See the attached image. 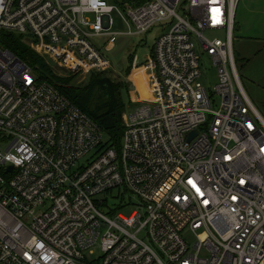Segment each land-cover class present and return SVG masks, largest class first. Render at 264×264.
<instances>
[{
  "label": "built area",
  "instance_id": "built-area-1",
  "mask_svg": "<svg viewBox=\"0 0 264 264\" xmlns=\"http://www.w3.org/2000/svg\"><path fill=\"white\" fill-rule=\"evenodd\" d=\"M122 2L0 0V264H264V119L235 59L239 0ZM115 11L127 32L114 31ZM158 26L142 66L150 100L125 115L120 150L2 45L30 35L70 73H101L118 37ZM197 45L216 68L213 92Z\"/></svg>",
  "mask_w": 264,
  "mask_h": 264
},
{
  "label": "rangeland",
  "instance_id": "rangeland-1",
  "mask_svg": "<svg viewBox=\"0 0 264 264\" xmlns=\"http://www.w3.org/2000/svg\"><path fill=\"white\" fill-rule=\"evenodd\" d=\"M122 1L123 0H111V4L122 9ZM117 12L118 11H115L112 14L115 21L114 31L127 32L128 28ZM235 24L234 51L238 57H236V60L242 86L253 105L264 119V44L262 43L264 42V0H239L236 8ZM161 33L162 28L158 26L149 33L141 36H120L114 48L109 53H106L113 68L104 71V73H108L109 77L114 81L126 83L127 85L126 87L121 88L120 86L116 89L111 86L105 87V92L108 97H114L116 102L121 104L120 107L121 110H124V117L125 115L130 117L142 103L150 100L151 84L148 73L142 66L149 61L156 40ZM206 36L212 39L223 37L222 33L218 32H208ZM93 42L98 46H103L108 43V39H97ZM8 43L15 46L18 51H24L29 48L33 50L31 46L36 45L37 41L30 35L26 36L9 33L8 38L2 41V45L6 47ZM197 51L200 68L203 73L201 83L208 91L213 92L218 82L216 68L212 59L207 54L201 52L198 45ZM44 56L46 60H52L47 55ZM244 59L248 60L245 61ZM51 62L54 72L57 75L78 77L75 82L77 85H84L95 73L79 72L74 75L66 68L64 69L61 67L59 63ZM133 74L134 76L130 77ZM135 77H138V79ZM140 78H143V81L139 82ZM102 96L104 98L106 97L105 94H102ZM214 96L212 97L214 99L213 109H217L216 106L219 104L220 99ZM125 203H128V199ZM120 205L121 199H110L109 207L111 209H117ZM133 208L134 207L129 206L123 208L121 212L129 215ZM183 235L190 245L196 243V239L190 230L185 231ZM95 252L96 254L93 258L100 259L102 253L99 246L95 248Z\"/></svg>",
  "mask_w": 264,
  "mask_h": 264
},
{
  "label": "trees",
  "instance_id": "trees-1",
  "mask_svg": "<svg viewBox=\"0 0 264 264\" xmlns=\"http://www.w3.org/2000/svg\"><path fill=\"white\" fill-rule=\"evenodd\" d=\"M138 1V4H144L150 0ZM6 48L29 66L35 68L43 82H48L55 86L62 95L94 120L106 135V148L114 147L120 150L125 131L124 110H121V104L116 102L114 97H108L105 87L111 86L116 89L121 86L122 88L127 86L126 83L116 82L109 77L108 73L103 72L94 73L87 83L77 85L75 82L78 77L57 75L51 63L34 50L29 48L24 51H18L10 43L6 45ZM102 94H105L106 97L104 98Z\"/></svg>",
  "mask_w": 264,
  "mask_h": 264
},
{
  "label": "crops",
  "instance_id": "crops-1",
  "mask_svg": "<svg viewBox=\"0 0 264 264\" xmlns=\"http://www.w3.org/2000/svg\"><path fill=\"white\" fill-rule=\"evenodd\" d=\"M235 27H236V24H235ZM235 40V39H234ZM263 44H264V42H262ZM155 47V46H154ZM262 48H263V45H262ZM153 53H154V48H153V51H152V54H151V57H152V55H153ZM235 55H236V53H235ZM257 55V54H256ZM237 57V56H236ZM238 58V57H237ZM236 59V58H235ZM252 59V58H251ZM245 61L246 60H248V59H244ZM133 72H135V71H133ZM132 76H134V74L133 75H131L130 77H132ZM136 79H138V77H135ZM141 81H143V78H140V81L139 82H141Z\"/></svg>",
  "mask_w": 264,
  "mask_h": 264
},
{
  "label": "water",
  "instance_id": "water-1",
  "mask_svg": "<svg viewBox=\"0 0 264 264\" xmlns=\"http://www.w3.org/2000/svg\"><path fill=\"white\" fill-rule=\"evenodd\" d=\"M194 134H195V133H194ZM195 135H196V134H195ZM195 135H194V136H195ZM11 170H12V169H11Z\"/></svg>",
  "mask_w": 264,
  "mask_h": 264
}]
</instances>
